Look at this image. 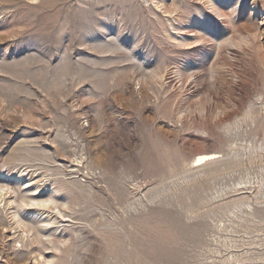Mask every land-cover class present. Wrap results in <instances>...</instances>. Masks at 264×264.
Wrapping results in <instances>:
<instances>
[{
	"label": "rangeland",
	"instance_id": "1",
	"mask_svg": "<svg viewBox=\"0 0 264 264\" xmlns=\"http://www.w3.org/2000/svg\"><path fill=\"white\" fill-rule=\"evenodd\" d=\"M261 1L0 0V264H264Z\"/></svg>",
	"mask_w": 264,
	"mask_h": 264
},
{
	"label": "bare ground",
	"instance_id": "2",
	"mask_svg": "<svg viewBox=\"0 0 264 264\" xmlns=\"http://www.w3.org/2000/svg\"><path fill=\"white\" fill-rule=\"evenodd\" d=\"M253 2V4L254 5H257V4H261V0L259 1V0H252ZM260 3H259V2ZM255 7V6H254ZM263 9V8H262ZM263 12H264V9H263ZM262 22H264V19L262 20ZM260 24V23H259ZM261 26L263 27V29L261 28ZM255 30L257 31V32H262V33H264V23H263V25H261L260 24V26L259 27H255ZM208 157H210L209 155H204V156H200V157H198V159H197V162H199V161H202V160H205V159H207Z\"/></svg>",
	"mask_w": 264,
	"mask_h": 264
}]
</instances>
